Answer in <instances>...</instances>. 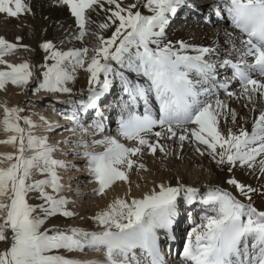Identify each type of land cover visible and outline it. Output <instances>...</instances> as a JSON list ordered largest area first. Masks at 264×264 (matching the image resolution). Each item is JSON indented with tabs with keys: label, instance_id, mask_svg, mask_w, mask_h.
Wrapping results in <instances>:
<instances>
[{
	"label": "snow or ice",
	"instance_id": "obj_1",
	"mask_svg": "<svg viewBox=\"0 0 264 264\" xmlns=\"http://www.w3.org/2000/svg\"><path fill=\"white\" fill-rule=\"evenodd\" d=\"M52 2L73 18L71 39L78 46L65 50L45 39L42 62L13 64L4 57L31 49L20 37L10 42L0 36V90L10 85L68 97L57 101L66 105L57 112L68 121L64 126L43 116L37 124L24 107L0 105V144L10 148L0 153V264H167L163 249L171 252L177 240L181 207L196 205L199 221L189 216L193 226L177 253L179 264H264V208L253 201L256 194L264 198V184L257 188L236 177L240 171L264 180V0H222L212 9L233 30L225 32L226 48L168 37L170 21L187 0ZM0 14L19 19L33 9L30 0H0ZM86 37L95 43L87 45ZM80 72L86 93L73 99ZM117 87L122 95L106 114L103 99ZM229 101L258 113L250 130ZM38 128L71 137L49 143ZM68 145L82 149L72 155L85 161L95 196L118 182L129 185L123 197L89 217L98 230L49 226L52 218L77 215L63 195L70 189L61 173L69 165L55 158L67 155ZM186 146L227 173L221 184L200 187L177 176L174 184L153 181L151 189L132 194L128 173L148 171L144 154L179 159ZM89 251L102 257L67 255Z\"/></svg>",
	"mask_w": 264,
	"mask_h": 264
},
{
	"label": "bare ground",
	"instance_id": "obj_2",
	"mask_svg": "<svg viewBox=\"0 0 264 264\" xmlns=\"http://www.w3.org/2000/svg\"><path fill=\"white\" fill-rule=\"evenodd\" d=\"M30 3L33 9L32 15H24L19 19H13L0 14V36H4L10 42H15V38L20 37L21 40L19 43L27 45L31 49V51H26L23 48H19L14 54L5 56L4 58L9 63H22L26 60L34 63L42 62L43 52L39 48V44L45 39L54 40L59 47L65 50L69 47L79 45V41L71 39V34L75 31V28L70 27L73 24V18L67 12L66 8L55 5L52 0H30ZM217 5H222V0H192L190 4L187 1L186 5L179 9L176 16L170 21V26L167 29L168 37L173 40L183 39L190 43L203 46L216 45L221 48L228 47L225 43L227 40L225 32H231L233 30L226 19L220 20L212 12V9ZM210 15L211 18L209 19ZM85 42L89 46L95 43L93 39L87 37L85 38ZM74 89L75 95L72 97L73 99H80L82 91L86 93L87 83L86 76L83 72L77 74ZM17 92H19L18 89L10 85L7 86L6 90H0V105L6 104L8 107L16 106L18 103L16 98H19V94H16ZM111 93L113 95L108 97V100L111 101L108 106L115 105L122 95L118 87L112 90ZM40 97L38 99L36 98V100L40 101H37L35 107L29 111L31 119L39 124L40 117L43 116L49 122H58L62 126L67 125L68 121L62 119L57 114L59 111L66 110V105L58 103L57 101L59 99L53 96L42 95ZM67 98L66 96L65 99ZM242 103L229 101V107L237 110L238 119L239 116L247 117L248 123L245 127L250 130L251 120L258 113H249L247 108L242 107ZM108 106L105 109L106 114L112 110ZM53 107L57 111H52ZM110 127L112 129V135L115 136V124H112ZM36 134L47 135L49 137V143L53 144L57 141H63L66 137H71V133L62 132L61 129H56L54 132H46L43 128H38ZM4 138L5 134L0 131V139ZM81 139L91 143L92 138L83 136ZM121 142L126 143L123 140ZM61 147L65 146L61 145ZM9 150L10 148L8 146L0 144V153ZM81 150L73 149L71 145H68L66 146L68 154H57L55 158L62 159L69 165L68 169L61 173L62 182L65 184L66 189H70L69 186L73 182L71 185L72 190L76 191V193H72L71 195H69V191H65L63 195L74 197L76 202L72 208L88 209V212H84L82 215L86 217L89 215L91 217L96 211L105 207L111 200L117 197H123L129 185L118 182L111 190H106V195L95 196L93 192L97 185L94 182H90V177L84 167L85 161L83 159H77L72 155L73 151ZM101 150L99 147L95 149V151ZM142 162L148 171L141 170L137 172L133 168L128 173V179L134 196H139L143 191L151 189L153 181L159 183L165 180L174 184L176 177L179 176L182 182L202 187L204 184H221V177L227 175V173L220 172L209 157L206 155L201 157L199 154L194 153L192 148L187 146L182 150L181 158L179 159L176 158L175 154L165 158L157 152L155 156L147 153L144 154ZM236 177L257 188L264 184V180H258L255 176L240 171L236 172ZM137 185H139V188H137ZM221 186L231 190V186L226 184H222ZM253 201L254 206L258 207V209L264 208V198H261L259 194L253 196ZM199 213V205L182 206L178 222L175 225L177 240L171 248L172 253H167L169 252L167 251V246L163 249L167 264H179L177 253L180 251L179 249L181 248L182 241L186 237V232L193 226L189 222V216H191L193 221L198 222ZM94 229L98 230L97 228ZM71 257L83 260L99 259L102 257V254L89 251L85 254L75 253Z\"/></svg>",
	"mask_w": 264,
	"mask_h": 264
},
{
	"label": "rangeland",
	"instance_id": "obj_3",
	"mask_svg": "<svg viewBox=\"0 0 264 264\" xmlns=\"http://www.w3.org/2000/svg\"><path fill=\"white\" fill-rule=\"evenodd\" d=\"M187 1L189 4H190V2H192V0H187ZM193 6H195V5H193ZM190 16L193 17L192 15H190ZM3 67L4 66L0 65V69H3ZM73 87H74V85H73ZM13 88H15V87H13ZM18 91L19 92H17L16 94H19L18 95L19 98L18 99L16 98V101L18 102L16 106H22L25 108V112L23 113L24 115H29V111L35 107L36 102L40 101V100H36V98L38 99L42 95L52 96L51 94H45V93H39L37 95H32L31 92H29V91H23L22 92L20 89H18ZM78 94H79V92H78ZM111 94L113 95V93H111ZM22 97H23V99H21ZM65 97L66 96L61 95V96L54 97V98H57L59 100H64ZM29 101H31L32 103H28ZM0 117H2V110H0ZM37 178H39V177H37ZM72 184H73V182H72ZM72 184H70V186ZM70 186H69V188H70L69 194L71 195L72 193H76V191L72 190V186L71 187ZM67 197L69 200L71 199L72 202H74V204H75L76 200L74 199V197H72V196H67ZM32 202L35 203L36 201H32ZM72 210H74L77 213V215L74 218H70V219H65L63 217L52 218L49 226L55 225L56 227H58L60 229H68L71 227H77V228H82V229H85L88 231L95 230L94 228H96V225L93 224V222L91 220H89V218H88L89 215L87 217L82 215L84 212H88V209L83 210L82 208H76V209L72 208ZM0 247H2V244H0ZM74 254L75 253H71V254H67V255L72 256ZM78 254H80V253H78Z\"/></svg>",
	"mask_w": 264,
	"mask_h": 264
}]
</instances>
